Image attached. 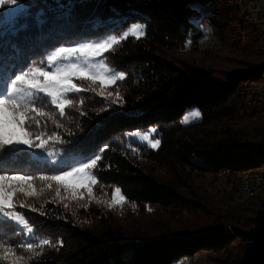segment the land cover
Returning a JSON list of instances; mask_svg holds the SVG:
<instances>
[{
	"label": "trees",
	"instance_id": "obj_1",
	"mask_svg": "<svg viewBox=\"0 0 264 264\" xmlns=\"http://www.w3.org/2000/svg\"><path fill=\"white\" fill-rule=\"evenodd\" d=\"M19 2L28 6V12L13 25H0V29L11 32L21 24L29 25L19 36L29 68L45 66L47 55L58 47L121 34L133 24L145 26L143 37L129 35L114 50L105 53L107 64L125 73V79L116 82L124 87L125 109L96 113L89 108L86 93L82 91L69 94L74 104L66 107L63 116L50 104V99L39 105L52 112L67 130L56 129V124L50 121L42 122V129L35 126L30 129L59 134L63 142L56 146L77 155L76 161L100 155L102 159L95 169L99 183L119 187L129 201L140 206L197 209L202 206L179 193L176 184L158 179L138 166L130 157L132 147L145 151L150 161L177 177L194 173L226 174L242 180L248 175L250 180V176L256 177L264 167V128L251 121L247 113L243 114L247 123H237L247 102V89L264 82V62L232 71L222 79L210 69L186 62L176 64L165 57L168 50L179 48L189 38L200 39L203 34L198 22L208 20L221 41L233 35L236 41H242L239 32L244 29L247 49L251 46L253 53L258 52L254 57L264 59L259 30L240 17L247 0ZM200 6H212L213 12L204 17ZM39 20L44 23H38ZM74 109L82 111L77 114ZM191 109L200 111L201 120L184 125L182 118ZM152 126L159 129L158 149L127 137L128 132L148 130ZM18 149L15 160L8 161L9 167L22 170L17 173L38 178L67 168V165L36 160L27 148ZM256 202L253 207L256 215L249 230L233 225L232 230L218 227L200 234L129 239L111 227L101 231L82 228L61 218L62 212L56 209L51 211L53 219H46L30 216L17 206L16 211L24 214L33 227L32 236L10 222L2 229L7 235L0 243L17 247L19 253L20 245L26 247L29 242L39 245L38 239H48L49 245L26 253L32 257L29 264H175L197 259L203 251L223 252L227 256L224 264H264V195ZM8 240L13 243L7 244ZM55 240L59 242L55 244ZM237 241L240 255L235 257L233 245Z\"/></svg>",
	"mask_w": 264,
	"mask_h": 264
},
{
	"label": "rangeland",
	"instance_id": "obj_2",
	"mask_svg": "<svg viewBox=\"0 0 264 264\" xmlns=\"http://www.w3.org/2000/svg\"><path fill=\"white\" fill-rule=\"evenodd\" d=\"M18 8L19 12L15 16H8L6 8H0V14H2L0 15V25H13L20 16H23L28 12V6L20 2L18 3ZM200 9L204 17L213 12L212 6H200ZM240 17L242 19H248L249 22L253 24V27L259 30L260 33L258 40H260L264 46V23L262 21H258V23L257 21H253L250 15H245L242 10L240 12ZM198 23L200 26L199 31H201L203 36L198 40L189 38L185 41L184 45L182 44L179 48L168 50L165 55L166 58L172 60L176 64L186 62L204 69H210L214 72L215 76L222 79H225L228 73L232 71L244 69L251 64L264 62V59L257 60V58L254 57L258 56V52L253 53L251 46L247 49L248 39L246 36L247 34L245 35L244 33V29H241L239 32L242 41H236V35H233V38L227 39L226 41H221L208 20L200 21ZM134 25L136 24H133L132 26ZM130 28L124 32L130 31ZM246 32L249 33V30ZM123 33L110 34L102 38L86 40L74 45L62 47L76 46L80 43L101 42L112 36H116L117 39H119ZM116 46L117 44L113 45L109 52L114 50ZM54 51L47 55L45 66L38 67H44L47 70L49 67L47 64L48 57L54 54ZM101 59L110 69L113 70V74L123 72L110 67L106 62L105 54L103 57L93 60L92 63H99ZM78 62H82V60L76 61L73 58L71 61H65V63ZM73 82L77 83L78 86H83L85 88H97V92L84 91L87 96L88 106L94 112L109 113L125 109V90L122 84L108 85L106 87L105 96H100L98 95V82L93 84L90 81L76 79H74ZM116 91L120 92L122 99L113 102V99L107 98V92L115 94ZM246 101L245 108L241 112V116L237 119V123L245 125L247 121L243 117V114L247 113L251 116L249 119H253L251 121L255 122L263 129L264 82L256 83L247 89ZM80 111L78 112V110H75V113L77 112V114H80ZM194 111L200 113L198 109H191L182 118V123L184 118L190 116ZM200 120L201 113L199 119H193L191 123L183 124L190 125ZM44 121L52 122L46 118L42 122ZM57 123L61 125V122ZM66 127L67 126L64 125L61 131L67 130ZM58 128L59 127H56V129ZM158 133V127L152 126L148 130L128 132L127 137L130 141L150 147L148 141L143 139V136L147 135L153 141L160 140ZM44 138H46V136ZM248 141L251 140L249 139ZM58 143L61 142L57 140L50 141L45 149H29L27 146L23 145L18 146V148L24 147L29 149L32 152L33 158L39 161H48L56 166H63L68 163L79 166V162L82 161L75 160L77 155L74 153H65L56 146ZM132 149L130 157L138 166L158 179L169 180L176 184L179 193L188 199H192L195 203L200 204L202 208L184 209L183 207L163 208L150 205L140 206L129 201L127 198L122 207L120 205L109 207L113 192L117 187L111 185L106 186L99 183L98 177L97 184L93 186L94 198L91 199L87 197L86 190L83 188H81V191L85 192L84 199H70L63 188L60 189V197L58 198L56 196L58 185H56L55 182H50L52 187L49 188L47 183L41 182L37 179L35 185L38 190V195L34 197H25L23 194H17V196L14 197V203L16 206L26 204L38 209V211L33 212L28 207H22L24 210L28 211L30 216L53 219L51 211L56 209L57 211L62 212V215H60L61 218L64 217L82 228L101 231L107 227H111L115 232L122 234L123 237L127 239L134 237L159 238L162 236L179 235L183 233L200 234L208 229H217L218 227H226L230 230L233 225L249 230L253 226L252 224L254 221L252 218L256 215L254 214L253 207L258 203L256 202L257 199L264 195V167L259 170V174L256 177L252 178L250 176V180L248 175L244 176L242 180L241 177L238 178L236 175L231 177L226 174L213 175L194 173L191 175H185L184 177H177L170 171L161 168L157 163L150 161L146 157L145 151L139 150L136 146L132 147ZM50 152L53 153V155L50 156ZM62 160L66 163H61ZM67 170L71 169L69 168ZM93 173L96 175L95 169L93 170ZM59 174H61V172L56 173L55 175ZM258 178L263 179L262 187L260 188L257 183ZM40 189H43V191H40ZM256 192L260 194L256 198L251 199L252 196L257 194ZM244 193L248 194V196L245 197ZM243 196L245 197L244 200L242 198ZM97 201H99V203ZM65 205H67V207H65ZM240 219L241 222H239ZM28 235L32 236V234ZM38 240L42 241L44 238ZM58 242V240H55L54 243L56 244ZM233 248L235 250L234 256H239L240 245L238 244V241L233 245ZM26 253L27 251L19 252L17 254L25 255L27 264H29L32 257L30 254ZM199 255L200 256L197 259L181 260L179 263L176 262L175 264H224L227 260V256L223 252L213 253L211 251H203L199 253Z\"/></svg>",
	"mask_w": 264,
	"mask_h": 264
},
{
	"label": "snow or ice",
	"instance_id": "obj_3",
	"mask_svg": "<svg viewBox=\"0 0 264 264\" xmlns=\"http://www.w3.org/2000/svg\"><path fill=\"white\" fill-rule=\"evenodd\" d=\"M19 0H0V8H6L8 16H15L19 12ZM2 15V14H0ZM38 23L43 24V20ZM28 24H21L11 32L0 29V240H4L7 233L2 229L10 222L18 225L22 231L28 234L33 233V227L26 219L25 215L16 211L14 197L17 194H23L25 197H34L38 195L35 181L58 185L56 196L60 197V189L63 188L72 200L84 199L86 190L88 198L93 197V186L97 184V176L93 170L97 168L98 161L102 159L100 155L87 158L86 161L79 162V166L71 163L67 168L71 170L60 169L59 175H42L38 178L32 174H9L22 171L21 169L8 166L9 160H15V153L19 150L18 146H27L29 149H45L50 141L57 140L63 142L57 133L46 134L43 130L33 132L30 129L35 126L42 129V121L46 118L51 120L57 127L58 124L54 114L46 111L45 107L39 106L50 99V104L59 110L61 116L65 115L66 107L74 104L69 94L80 93L82 91L97 92L96 87L85 88L74 83V79L81 81H90L93 84L98 82V95L105 96L106 87L114 85L117 81L124 80L123 72L113 74L101 59L99 63H92L93 60L101 58L106 52L112 49L113 45L119 44L121 40L129 35L141 38L145 35V26L136 24L130 28V31L124 32L119 39L112 36L101 42L80 43L71 47H58L54 54L47 60L48 69L44 67H30L24 57V48L22 47L19 36L23 31H27ZM73 58L78 63H65ZM29 70H24V69ZM107 98L113 99V102L121 100V94L116 91L115 94L107 92ZM83 103V101H81ZM200 113L194 111L190 116L184 118L183 123H191L193 119H199ZM155 131V130H153ZM46 136V138H44ZM153 149H158L160 140H151L149 136H143ZM53 155V153H49ZM61 163H66L61 161ZM43 191V189H40ZM99 203V201H97ZM126 202V197L121 193L119 187L115 188L109 207L120 205ZM20 207H28L35 212L38 209L26 204ZM67 207V205H65ZM43 214V213H41ZM14 232L15 229L13 228ZM13 241L8 240L7 244ZM62 243V242H61ZM50 241L44 239L39 245L31 242L26 247L20 245V252H33L38 246L49 245ZM0 261L6 264H27L26 256L17 254V247L6 246L0 243Z\"/></svg>",
	"mask_w": 264,
	"mask_h": 264
},
{
	"label": "bare ground",
	"instance_id": "obj_4",
	"mask_svg": "<svg viewBox=\"0 0 264 264\" xmlns=\"http://www.w3.org/2000/svg\"><path fill=\"white\" fill-rule=\"evenodd\" d=\"M242 12L245 15L247 13L250 14L253 21H257V23L258 21H262L264 23V0H247L246 4L242 7ZM257 183L259 188L262 187L263 179L258 178ZM244 196L247 197L248 194L244 193ZM244 196L242 197L243 200L245 199Z\"/></svg>",
	"mask_w": 264,
	"mask_h": 264
},
{
	"label": "built area",
	"instance_id": "obj_5",
	"mask_svg": "<svg viewBox=\"0 0 264 264\" xmlns=\"http://www.w3.org/2000/svg\"><path fill=\"white\" fill-rule=\"evenodd\" d=\"M258 186V185H257Z\"/></svg>",
	"mask_w": 264,
	"mask_h": 264
}]
</instances>
